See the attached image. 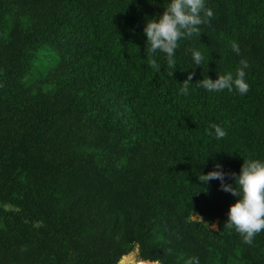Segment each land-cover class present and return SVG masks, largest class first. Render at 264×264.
Segmentation results:
<instances>
[{"label": "trees", "instance_id": "1", "mask_svg": "<svg viewBox=\"0 0 264 264\" xmlns=\"http://www.w3.org/2000/svg\"><path fill=\"white\" fill-rule=\"evenodd\" d=\"M167 3L0 0V264H264V232L245 244L237 198L198 179L264 160V0H206L175 69L143 32ZM241 59L247 95L197 86Z\"/></svg>", "mask_w": 264, "mask_h": 264}, {"label": "clouds", "instance_id": "2", "mask_svg": "<svg viewBox=\"0 0 264 264\" xmlns=\"http://www.w3.org/2000/svg\"><path fill=\"white\" fill-rule=\"evenodd\" d=\"M213 11L206 7V0H168L162 14L148 19L143 28L146 42L151 54H163L168 69H175L177 60L176 52L180 47V41L193 36L201 35V26L210 23ZM231 50L240 55V46L235 41L230 43ZM203 51L192 50L193 67L208 63ZM150 67L154 72L161 70V64L156 59L150 61ZM250 67L246 59L239 61V67L235 72L229 71L217 76L215 80L203 78L197 86L210 93L224 91L237 92L239 95H247L250 85L246 80V70ZM174 71H170L172 75ZM193 78L189 73L187 80L182 83L180 95L188 94V86ZM214 135L217 140L227 136V130L219 125H213ZM212 134V133H210ZM216 170L207 174H199V181L204 184L212 180L220 181V188L230 193L237 199L227 211L226 226L234 228L243 238V242L252 245L254 238L264 232V160L249 158L244 159L239 173H231L232 184L225 183L226 174L220 164L215 165ZM125 256V255H124ZM190 264H199L198 258H192Z\"/></svg>", "mask_w": 264, "mask_h": 264}, {"label": "rangeland", "instance_id": "3", "mask_svg": "<svg viewBox=\"0 0 264 264\" xmlns=\"http://www.w3.org/2000/svg\"><path fill=\"white\" fill-rule=\"evenodd\" d=\"M217 227V223H215L213 225V228L215 229ZM137 249H134L129 255V258H132V262L135 263V264H140V263H144V264H157V262H144L143 260H140L137 256ZM122 258V257H121ZM128 257H124L123 260L119 263V264H128V260H127ZM128 258V259H129ZM120 261V260H119ZM118 264V263H117Z\"/></svg>", "mask_w": 264, "mask_h": 264}]
</instances>
